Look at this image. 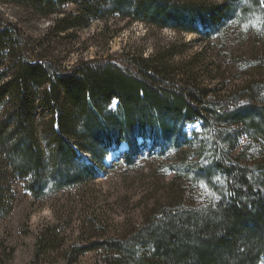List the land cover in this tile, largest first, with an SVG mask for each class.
<instances>
[{
  "label": "trees",
  "instance_id": "1",
  "mask_svg": "<svg viewBox=\"0 0 264 264\" xmlns=\"http://www.w3.org/2000/svg\"><path fill=\"white\" fill-rule=\"evenodd\" d=\"M0 3L39 19L54 17L48 29L57 33L114 14L179 33L199 34L207 28L208 35L233 11L244 15L257 10L264 19L262 0ZM67 4L75 9L66 10ZM18 23L0 14V218L11 210L15 178L25 181L36 199L82 187L98 176L96 162L103 165L114 144L127 146V161L146 145L161 152L170 146L183 149L184 158L191 157L180 172L216 192L210 203L194 207L176 198L151 208L143 222L120 226L114 236L90 240L80 232L69 241L61 225L53 224L38 234L31 264H80L89 253L99 256L94 264L263 261L264 59L254 61L258 75L248 69L228 90L214 82L220 68L212 54L189 52L179 38L149 55L131 52L125 64L98 57L67 67L40 40L28 38ZM113 99L118 100V111L107 109ZM38 110L50 117L38 121ZM191 124L201 130L188 131ZM39 128L51 150L48 157ZM83 152L92 156V164L86 163Z\"/></svg>",
  "mask_w": 264,
  "mask_h": 264
},
{
  "label": "rangeland",
  "instance_id": "2",
  "mask_svg": "<svg viewBox=\"0 0 264 264\" xmlns=\"http://www.w3.org/2000/svg\"><path fill=\"white\" fill-rule=\"evenodd\" d=\"M208 1L220 3L224 0ZM229 1L237 3L240 0ZM65 9L74 10L75 5L67 4ZM0 14L6 20H18L28 38L40 40L45 48L52 51L54 58L67 67L81 59L98 57L125 64L128 60L126 55L130 57L131 52L149 55L159 46L179 38L187 43L189 52L206 50L212 54L216 69L220 68L214 82L228 90L242 80L248 69L258 75L260 72L256 71L254 61L256 58L264 59V19L252 9L244 15L240 10L233 11V16L226 18L209 35L207 28L199 34L179 33L171 28L146 26L115 14L107 19L92 18L81 28L57 33L48 29L54 17L39 19L24 9L1 3ZM107 109L118 111V100L113 99ZM37 115L38 121L50 117L41 110ZM198 129V124L187 127L190 132ZM38 135L46 156L51 150L41 128ZM161 149L156 147L153 151L146 145L130 156L131 161H127V146L114 144L106 155L105 165L96 162L99 170L96 178L82 187L51 192L39 199L31 195L25 181L12 180L11 210L0 218V264H31L38 234L53 224L61 225L69 241L80 232L92 240L114 236L119 233L120 226L141 223L151 208L170 204L176 198L178 203L187 207L210 203L216 198L214 189L205 182L194 183L192 177L180 172L187 167L191 156L185 159L183 149L176 150L171 146L162 152ZM83 153L89 160L87 162L93 161L91 155ZM53 256L52 262L56 261V256ZM98 257L89 253L81 258L80 264H94ZM44 264H49V261ZM261 264H264V259Z\"/></svg>",
  "mask_w": 264,
  "mask_h": 264
},
{
  "label": "bare ground",
  "instance_id": "3",
  "mask_svg": "<svg viewBox=\"0 0 264 264\" xmlns=\"http://www.w3.org/2000/svg\"><path fill=\"white\" fill-rule=\"evenodd\" d=\"M86 154H88V156H90V154H89V153H86Z\"/></svg>",
  "mask_w": 264,
  "mask_h": 264
},
{
  "label": "snow or ice",
  "instance_id": "4",
  "mask_svg": "<svg viewBox=\"0 0 264 264\" xmlns=\"http://www.w3.org/2000/svg\"><path fill=\"white\" fill-rule=\"evenodd\" d=\"M262 2H264V0H262Z\"/></svg>",
  "mask_w": 264,
  "mask_h": 264
}]
</instances>
